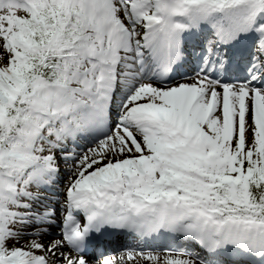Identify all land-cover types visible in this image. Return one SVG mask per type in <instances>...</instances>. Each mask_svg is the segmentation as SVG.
<instances>
[{
	"label": "snow or ice",
	"instance_id": "6c2138e0",
	"mask_svg": "<svg viewBox=\"0 0 264 264\" xmlns=\"http://www.w3.org/2000/svg\"><path fill=\"white\" fill-rule=\"evenodd\" d=\"M0 264H264V0H0Z\"/></svg>",
	"mask_w": 264,
	"mask_h": 264
}]
</instances>
